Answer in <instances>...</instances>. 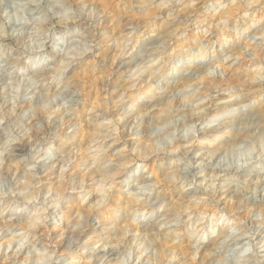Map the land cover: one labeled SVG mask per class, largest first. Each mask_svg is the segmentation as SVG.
I'll return each mask as SVG.
<instances>
[{
	"label": "clouds",
	"instance_id": "obj_1",
	"mask_svg": "<svg viewBox=\"0 0 264 264\" xmlns=\"http://www.w3.org/2000/svg\"><path fill=\"white\" fill-rule=\"evenodd\" d=\"M0 264H264V0H0Z\"/></svg>",
	"mask_w": 264,
	"mask_h": 264
}]
</instances>
